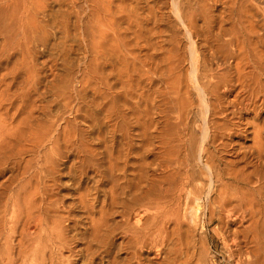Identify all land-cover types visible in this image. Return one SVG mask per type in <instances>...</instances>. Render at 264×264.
<instances>
[{
  "label": "rangeland",
  "instance_id": "obj_1",
  "mask_svg": "<svg viewBox=\"0 0 264 264\" xmlns=\"http://www.w3.org/2000/svg\"><path fill=\"white\" fill-rule=\"evenodd\" d=\"M263 34L264 0H0V211L16 205L19 225L44 234L58 220L68 237L85 238L112 192L129 200L181 160L205 186L197 197L182 192L179 206L197 228L199 262L244 260L233 230L248 223L222 222L208 204L199 93L211 77L233 75L235 42Z\"/></svg>",
  "mask_w": 264,
  "mask_h": 264
},
{
  "label": "bare ground",
  "instance_id": "obj_2",
  "mask_svg": "<svg viewBox=\"0 0 264 264\" xmlns=\"http://www.w3.org/2000/svg\"><path fill=\"white\" fill-rule=\"evenodd\" d=\"M186 19L191 32L194 30L201 36L195 16L186 14ZM250 29L252 34L258 33L254 26ZM248 39L243 37L234 43L237 54L230 57L234 60L233 75L221 73L200 88L206 118L198 157L206 170L204 178L209 181L208 204L212 215L233 226L248 223L243 230H233L234 245L243 247L240 257L244 260L238 264H264V34L257 42ZM169 141L165 143L168 149ZM247 142L251 145L245 147ZM180 143L185 144V140ZM180 161H166L162 168L167 174L159 178V183H150L147 190L138 187L132 193L133 188H129L132 193L129 200L117 198V192L111 188L109 208L106 212L102 210L100 221L91 217L95 222H91L85 238L68 237L58 220L44 234L32 230L27 223L28 226L23 222L19 225L16 205L14 210L11 207L10 217L5 205L4 214L0 211L3 215L0 216V242L4 245L0 249V264H201L192 233L197 228L192 231L187 224L190 219L186 221L187 215L180 216L179 206L184 198L182 192L188 190L191 197H197L205 186L195 183L198 176L194 172H182ZM133 205L138 206L136 213ZM192 209L193 213L199 210ZM197 213L191 217L194 221L201 217ZM116 215L125 218L124 225L111 222ZM16 233L18 242L13 247L12 238ZM119 236L120 242H117ZM64 250L69 252L66 259L62 255ZM151 253L155 254L153 258L149 256Z\"/></svg>",
  "mask_w": 264,
  "mask_h": 264
}]
</instances>
